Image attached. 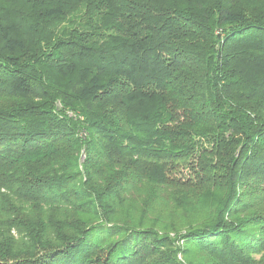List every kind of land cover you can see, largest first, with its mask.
I'll list each match as a JSON object with an SVG mask.
<instances>
[{
  "label": "trees",
  "instance_id": "1",
  "mask_svg": "<svg viewBox=\"0 0 264 264\" xmlns=\"http://www.w3.org/2000/svg\"><path fill=\"white\" fill-rule=\"evenodd\" d=\"M0 264H264V0H0Z\"/></svg>",
  "mask_w": 264,
  "mask_h": 264
}]
</instances>
